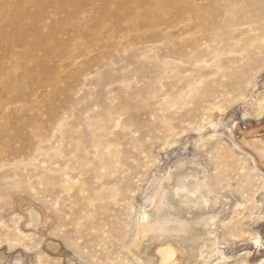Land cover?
Instances as JSON below:
<instances>
[{"label": "rangeland", "instance_id": "374dc122", "mask_svg": "<svg viewBox=\"0 0 264 264\" xmlns=\"http://www.w3.org/2000/svg\"><path fill=\"white\" fill-rule=\"evenodd\" d=\"M0 264H264V0H0Z\"/></svg>", "mask_w": 264, "mask_h": 264}]
</instances>
